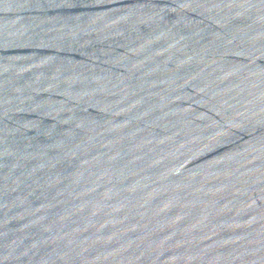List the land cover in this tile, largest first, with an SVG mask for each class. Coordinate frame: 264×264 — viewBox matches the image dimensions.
I'll return each instance as SVG.
<instances>
[{"label":"water","instance_id":"95a60500","mask_svg":"<svg viewBox=\"0 0 264 264\" xmlns=\"http://www.w3.org/2000/svg\"><path fill=\"white\" fill-rule=\"evenodd\" d=\"M0 264H264V0H0Z\"/></svg>","mask_w":264,"mask_h":264}]
</instances>
